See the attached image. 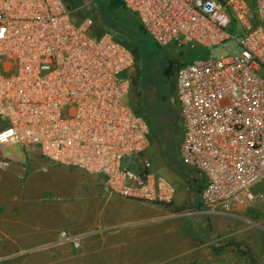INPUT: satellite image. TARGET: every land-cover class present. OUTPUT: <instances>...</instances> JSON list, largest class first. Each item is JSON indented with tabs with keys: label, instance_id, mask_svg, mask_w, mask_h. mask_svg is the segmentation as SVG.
<instances>
[{
	"label": "built area",
	"instance_id": "2783aa9c",
	"mask_svg": "<svg viewBox=\"0 0 264 264\" xmlns=\"http://www.w3.org/2000/svg\"><path fill=\"white\" fill-rule=\"evenodd\" d=\"M120 2L159 48H238L177 66L178 156L202 179L196 214L263 199L252 188L264 181V0ZM93 29L63 0H0V147L37 148L52 164L100 176L109 197L171 206L175 186L145 157L149 124L124 100L133 53ZM9 166L0 158V170ZM85 237L60 232L55 244L78 249Z\"/></svg>",
	"mask_w": 264,
	"mask_h": 264
},
{
	"label": "rangeland",
	"instance_id": "374dc122",
	"mask_svg": "<svg viewBox=\"0 0 264 264\" xmlns=\"http://www.w3.org/2000/svg\"><path fill=\"white\" fill-rule=\"evenodd\" d=\"M63 1L74 11L75 19L92 18L94 33L108 32L123 41L133 52V66L127 74L130 88L124 100L149 124L150 144L145 157L151 162L152 170L172 183L177 192L183 187L187 188L183 193V201L176 199L167 208V214L174 215L173 253L156 264H264V198H255L249 205L234 206L226 214H196L202 179L194 170L183 165L178 156L180 126L173 108L171 90L177 66L207 53L213 57L235 54L238 48L233 46L227 50L232 45L230 42L212 49L176 48L174 44L159 48L143 33L135 15L125 10L117 0ZM233 34L234 31L231 32ZM4 126L5 122L0 121V129ZM34 150L42 157L37 148ZM24 155L25 150L19 144L0 147V158L10 161V170L18 178H23L24 170L25 174L32 172L36 177L39 176L42 183L50 184V178L36 171L32 160L26 159ZM131 167L135 169L134 164ZM178 168L182 169L183 176L179 174ZM252 193L255 196L264 193V181L255 185ZM48 197L53 199L51 194ZM169 237L164 235L161 240L169 241ZM157 240L155 248L159 255L161 240ZM101 242L98 240V244ZM82 251V245L78 249L70 245L48 248L30 255L31 258L39 254L42 260H33L32 257L33 261L29 264H55L58 255L67 260L65 264H69L81 258L79 255ZM49 252H55L57 257L50 256Z\"/></svg>",
	"mask_w": 264,
	"mask_h": 264
},
{
	"label": "crops",
	"instance_id": "0c3cea01",
	"mask_svg": "<svg viewBox=\"0 0 264 264\" xmlns=\"http://www.w3.org/2000/svg\"><path fill=\"white\" fill-rule=\"evenodd\" d=\"M23 148L24 157L30 158L36 171L47 175L51 183L44 184L39 176L24 170L23 178H18L10 170L11 163L0 170V263L42 260L39 254L33 255V260L30 255L68 245L55 244L60 232L70 237L86 235L81 258L69 264H156L173 253L174 215L167 214L170 206L146 208L109 197L103 191L102 177L52 164L35 148ZM185 191L183 187L177 192L178 201H183ZM164 235L170 240H161ZM98 240L102 242L98 244ZM156 240H161L159 255ZM49 255L57 257L55 252ZM65 261L58 255L54 262Z\"/></svg>",
	"mask_w": 264,
	"mask_h": 264
},
{
	"label": "trees",
	"instance_id": "16d2710c",
	"mask_svg": "<svg viewBox=\"0 0 264 264\" xmlns=\"http://www.w3.org/2000/svg\"><path fill=\"white\" fill-rule=\"evenodd\" d=\"M118 1V3L122 6V4H121V2H120V0H117ZM64 3H65V1H64ZM67 5V4H66ZM123 7V6H122ZM124 8V7H123ZM125 9V8H124ZM144 33V32H143ZM116 40H118L116 37H114ZM120 43H122V44H124V45H126L123 41H121V40H118ZM127 46V45H126ZM128 47V46H127ZM132 52V51H131ZM133 53V52H132ZM137 59V58H136ZM171 90H172V98H173V84L171 85ZM173 108H174V106H173ZM175 109V108H174ZM178 172H179V174L180 175H182L183 176V171H182V169L181 168H178ZM184 178H186L187 179V177H185L184 176ZM188 180V179H187ZM199 181H200V179H199ZM197 196V195H196ZM199 207H200V204L197 206V208L199 209Z\"/></svg>",
	"mask_w": 264,
	"mask_h": 264
}]
</instances>
